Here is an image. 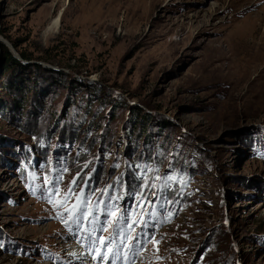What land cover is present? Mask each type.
Returning <instances> with one entry per match:
<instances>
[{
    "label": "rangeland",
    "instance_id": "rangeland-1",
    "mask_svg": "<svg viewBox=\"0 0 264 264\" xmlns=\"http://www.w3.org/2000/svg\"><path fill=\"white\" fill-rule=\"evenodd\" d=\"M263 7L0 0V264L79 253L58 175L154 237L137 264H264V64L230 50Z\"/></svg>",
    "mask_w": 264,
    "mask_h": 264
},
{
    "label": "snow or ice",
    "instance_id": "snow-or-ice-1",
    "mask_svg": "<svg viewBox=\"0 0 264 264\" xmlns=\"http://www.w3.org/2000/svg\"><path fill=\"white\" fill-rule=\"evenodd\" d=\"M60 171L63 172L66 169ZM46 182L50 186L41 187L40 198L57 209V218L64 223L73 237H78L83 233L82 239H77L76 242L83 244L84 240H87L86 247L91 259L96 264H134L133 258L139 255L142 247L138 238L133 237L131 231L132 224L137 223V221L132 220L131 224L125 222L130 219L129 210L118 215V209H113L110 203H105L103 199L94 201L92 199L94 193L85 194L83 190L84 187L88 186L87 182L77 191V182L76 179H73L63 193L60 189L62 175H58L55 181ZM143 186L147 187V185ZM130 195L135 197L136 194L130 193ZM108 199L111 201L118 199V197L109 196ZM102 204L103 207H101ZM139 206L140 201L136 204V207ZM101 215L105 217L103 223L100 220ZM108 227H112L113 231L108 239H105L103 233L108 231ZM142 235L144 236L143 247L153 242L154 237L149 238L147 233ZM130 240L137 242L129 245L128 241ZM125 250H127V254H125Z\"/></svg>",
    "mask_w": 264,
    "mask_h": 264
},
{
    "label": "bare ground",
    "instance_id": "bare-ground-1",
    "mask_svg": "<svg viewBox=\"0 0 264 264\" xmlns=\"http://www.w3.org/2000/svg\"><path fill=\"white\" fill-rule=\"evenodd\" d=\"M246 22L249 24V27L244 28V30L250 33L251 39L249 38L250 40L248 41L246 37L242 36L236 42L235 47L232 46L230 50H234V55L237 57L243 56L242 59L246 63V66H249L250 61L254 62L256 69L260 64H264V7L258 13L246 16L243 23L246 24ZM60 24L61 17L59 16L50 25L48 32H56ZM247 32L246 34H248ZM247 47L251 50L248 54L245 52V48Z\"/></svg>",
    "mask_w": 264,
    "mask_h": 264
}]
</instances>
